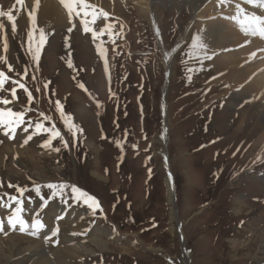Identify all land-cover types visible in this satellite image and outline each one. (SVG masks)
<instances>
[{"label":"rangeland","instance_id":"1","mask_svg":"<svg viewBox=\"0 0 264 264\" xmlns=\"http://www.w3.org/2000/svg\"><path fill=\"white\" fill-rule=\"evenodd\" d=\"M191 1L156 3L159 37L157 29L136 14L137 9L129 0H123L122 5L109 3L108 8L98 6L95 0H84L89 6L86 10L93 15L82 17L74 12L70 27L49 26L50 20L41 15L38 21L34 19L38 25L25 24L22 19L15 35L12 23L3 25L0 37H6L8 49L3 50L0 39V56L7 60V64L0 62V71L11 79L0 90V97L11 100V81L19 79L27 68V76L21 82L33 99L29 102L23 89H18V100L0 107H12L14 111L28 108L26 122L43 121L46 127L54 123L69 147L63 148L59 138L52 145L60 148L59 152L41 147L47 134L34 136L23 144L31 128L29 133H23L21 126L13 139L0 129V238L17 233L35 238L30 228L24 233L18 225L14 230L9 228L6 217L16 207L8 200V195H12L23 201L21 215L28 223L37 211L42 222L56 220L50 213L53 204L66 208L72 205L70 209L82 211L80 220L87 224L84 232L98 225L116 232V237L104 239L107 247L84 252L72 264H185L184 254L189 258L188 264H264V247L260 248L264 229V145L256 142L264 129L259 117L264 111V75L258 74L257 78L243 66L231 67L240 73V84L235 90L239 95L233 91L223 93L224 84L215 79L211 67L213 61L219 63L220 59L210 54L200 40L204 47L198 54L189 55L193 52L191 41L198 37L196 24L192 25ZM76 6L79 10L80 5ZM101 13H107V17ZM81 18L98 34L106 23L113 24L112 31L118 35L110 40L106 32L93 40L91 32H84ZM3 21L6 20H0V24ZM30 30L34 41H38L40 30L46 37L38 62L28 52ZM180 37L186 40L179 43ZM255 37L240 44L253 43L242 49L249 52L238 55V62L258 52L255 42L261 40ZM97 45L106 50L104 58ZM175 47L172 68H167L164 50ZM204 54L212 58L202 60ZM257 58L260 60L254 64L264 60L262 55ZM8 64L12 65V72L8 71ZM188 68L193 71L189 73ZM222 93L225 95L219 98ZM57 100L79 129L75 146L56 111ZM164 103L167 117L163 127ZM250 103L255 105L247 110L245 105ZM230 104L234 111L228 110ZM40 113L50 120L44 121ZM167 120L166 140L163 134L167 133ZM17 147L18 153L14 151ZM168 174L177 212L170 202V189L166 190ZM48 183L78 186L98 200L102 211L92 215L82 202L73 204L70 188L66 189L67 204L59 196L48 200L51 189L43 187ZM35 185H41V195L48 200L42 211L41 198L32 190ZM16 186L28 189L23 197L16 192ZM171 211L176 212L179 229L177 220L171 219ZM60 216L63 218L56 220L60 227L55 237L58 242L76 232L63 213ZM77 239L82 238L78 235ZM53 246L51 243L50 248Z\"/></svg>","mask_w":264,"mask_h":264},{"label":"bare ground","instance_id":"2","mask_svg":"<svg viewBox=\"0 0 264 264\" xmlns=\"http://www.w3.org/2000/svg\"><path fill=\"white\" fill-rule=\"evenodd\" d=\"M87 1H90L93 3V0L92 1L87 0ZM158 1L159 0H129V2L132 3L133 6L137 9L136 14L140 18L149 20L150 23L152 21L155 22L157 19L156 3ZM94 3L97 4L98 6L100 5L104 8H108L109 3L112 5L114 4V6L119 5V4L120 5L124 4L123 0H95ZM183 4H185V2ZM236 4H240V6L243 9H245L247 12H255L257 15H264V10H261L259 7H253L252 5L245 3L244 0H224L223 3H221L220 0H193V1L189 2V7L191 8L192 14L194 16L192 18L193 19L192 25L194 26V24H196L197 31H198L197 36L199 37V40L204 44V46L207 48V50L210 51V54H212L213 56L218 57L220 59L219 63L221 64L220 65L221 68L218 67V64H219V63H217L218 60H217V62L213 61L211 67L214 69V72L216 74L215 79L222 81L224 84L223 93H226V92L228 93L231 91H233V93H238V91L235 92V90H237V87L240 84V79H241L240 73L236 70H232L231 67L232 68H235V67L239 68V67L243 66L242 69H244L246 72L251 71L255 77H257L258 74L264 75V60H261L259 63L254 64V61L260 60V58H257V57H259L261 55L264 57V41H263L264 36H262L260 34L253 35L251 33L245 32L236 20L231 19V17H233L237 14L236 13ZM123 6H122V8H123ZM33 8H35V10H36L34 13V19L38 21L39 15L44 17V20L48 18L50 20V22H48L49 26L50 25L51 26L52 25H54V26L58 25V26H63V27H70L72 24L69 21L68 11L64 7V5L61 3V0H23L22 4H17L16 0H0V10H3V11H8L10 9L12 10V14L14 16V23H15V25H17L16 28L20 27L22 19L26 20V22H23L25 24H28V25L36 24V25H38L37 21L34 20V23H33V20H30V18H29V13L32 12ZM188 12H190V11H188ZM72 18H73V14H72ZM72 18H71V21H72ZM4 19L6 21L5 22L3 21L4 23H2V25H5L6 23L7 24L12 23V22H9L6 17H0V20H4ZM217 21H222L223 24L220 23V24H222V25H220L219 23H216ZM237 25L239 26V28L237 27ZM198 28H199V30H198ZM256 35L260 38L261 41L258 40L257 42H255V44L257 46H256V48L255 47L254 48L257 49V51L260 52L261 54H257L258 52H256L255 55L254 54L251 55L252 57L246 56L249 59L244 58V59H246L245 61L238 62V59H239L238 55H241V54L243 55V54L248 53L249 50L248 51H244V50L246 49L247 46H249L250 44H253V43H249V44L245 43V44H243V46H240V44L246 42L247 39L249 41H250V39H253V38L257 39L255 37ZM184 40H186V39H182L180 37L178 42L180 43V41L183 42ZM179 43H177V44H179ZM236 46H238V47L236 48ZM176 47L172 50H164V59H165V53L168 54V58L165 59V66L167 68H172L173 55L176 51ZM242 49H244V50H242ZM253 50H251V51H253ZM255 58H257V59H255ZM223 62H226V63L222 64ZM255 69H256V71H255ZM261 69H263V70H261ZM248 78H249V76H248ZM257 78H259V77H257ZM215 79H214V81H215ZM217 80H216V82H217ZM211 82H213V81H211ZM242 91L241 92L239 91V92L242 94ZM207 92L210 93V91H207ZM223 93L218 97L219 98L223 97L225 95ZM258 93L262 94L263 92H261L259 90ZM238 95H239V93H238ZM248 96H249V93H248ZM238 97H240V96H238ZM249 97H251V96H249ZM233 100L236 101V100H238V98L233 99ZM224 103H226V102H224ZM252 104L253 103L245 105V107L247 106V110L250 108V106ZM254 105L255 104H253L252 107H254ZM228 108H229L228 110H231V111L232 110L234 111V109H235L233 104H230V106H228ZM256 108L257 107H255L253 109H256ZM260 110H263V109L261 108ZM259 117L261 118V120L264 123V111H262V113L260 114ZM195 119H196V117H195ZM165 126L168 127V120H167V123ZM0 129H3V128L0 127ZM165 131L168 132V128L165 129ZM256 142L260 143L261 145H264V129L259 133V135H257ZM25 149H26V146H25ZM14 151L16 153L20 152L19 147L14 148ZM25 151L27 152V150H25ZM166 180H167V187H168V191H169L172 181L168 180V179H166ZM169 193H170V195H172V192L169 191ZM170 202L173 203V201H170ZM50 210H51L50 213L52 212L55 215V217H57V215L60 216V213H63L66 221L68 223H70L75 228L76 232H71L69 236L60 240L57 243L58 245L54 244L52 240H46L45 237L50 235L49 233L51 232V229L53 227H57L58 223L56 221L57 219L56 220L49 219L48 223L44 222L46 224L45 229H42L41 231H39L38 233L33 235V237H35L36 239L35 238H33V239L29 238L28 236L26 238L25 235H24L25 237L24 236L23 237L18 236V235H21L19 233H17V234L15 233L16 235H13L11 233H10L11 235H9V234L7 236L3 235L6 237L3 238V236H2V238H0V264H17V262H20V261L27 262L28 264H72V261L77 260V257L80 256L81 254H83L84 252H95V250L96 251L101 250L102 247L103 248L107 247V245L105 243L106 240H104V239H107V237H109V238L116 237V232L109 231L106 227L99 226V225L93 226L90 228L89 231L84 232L87 229V224L81 222V220H82V218H81L82 216L80 215V213L82 212L81 210H73L70 208L63 207L61 205H54V204ZM79 215H80V217H79ZM171 219H173V220L178 219L176 212L174 213L173 211H171ZM29 223H30V221H29ZM54 223H55V226H54ZM61 224H63V223L61 222ZM85 227H86V229H85ZM30 231H31V229H30ZM261 232H262L261 233L262 235H261V240H260V248L262 249L264 247V229H262ZM78 235L82 238L81 240L77 239ZM53 240H56V238H53ZM51 243L54 245L53 248H50ZM181 245H183V243H181ZM54 247H56V249H54ZM254 258H252V259H254ZM257 261L259 262V259H257Z\"/></svg>","mask_w":264,"mask_h":264},{"label":"snow or ice","instance_id":"3","mask_svg":"<svg viewBox=\"0 0 264 264\" xmlns=\"http://www.w3.org/2000/svg\"><path fill=\"white\" fill-rule=\"evenodd\" d=\"M23 0H16L17 4H22ZM221 3L224 2V0H220ZM245 3H248L252 5L253 7H259L261 10H264V0H244ZM61 3L64 5V7L67 9L69 14V21L71 22L72 14L75 12L77 16L82 17H88L89 15H93L92 13L88 12L86 10L88 5H85L84 0H61ZM80 5V9H76V5ZM35 8L32 9V12L29 13L30 20H33L34 23V13ZM236 15L231 17V19L236 20L242 29L247 32L251 33L253 35L260 34L264 36V15H257L255 12H247L245 9H243L240 4H236ZM101 15H104L107 17V13H101ZM0 17H6L9 22H12L13 25V34L15 35L16 26L14 23V16L12 14V10L3 11L0 10ZM95 17L93 16V20ZM81 24L83 26V30L85 33H92L93 40H96L98 38V35H104L106 32L108 34V37L110 40L113 39L115 35H118L117 33H114L113 24H105L104 28L100 29L99 34L89 26V22L81 18ZM0 29H3V25L0 24ZM123 30V25H121V31ZM69 32L72 31L71 28L68 29ZM157 37H159V30L156 31ZM0 39H3V50L7 52L8 49V43L6 37H0ZM46 41V37L44 35L43 30H40V35L38 41H34V35L33 31L30 30L28 32V52L32 57V60L35 62L39 61L40 57V50L44 46ZM67 42V41H66ZM204 46L199 43L198 37L194 36L191 41V49L193 52H190L189 55H192L194 53H199V50L202 49ZM97 51L101 58H104L106 56V50L97 45ZM115 51V49H113ZM174 51V50H173ZM168 58V54L165 53V59ZM211 56H208L207 54H204L201 59L202 60H208L211 59ZM0 62H3L7 64L6 57L0 56ZM105 71H108L107 68V61H105ZM68 66L71 68L72 64L69 62ZM8 71L12 72V65L8 64ZM187 71L191 73L193 69L188 68ZM19 75V74H17ZM27 76V68H25V72L23 75H20L19 79L12 80L13 87L10 89L11 93V100L7 98L0 97V105L8 106L13 101L18 100L17 97V91L18 89H23V91L27 94V99L29 102L32 101V93L29 91V89L26 87L25 83L21 82L25 79ZM11 79L4 71H0V90L5 89V84ZM35 79V77H33ZM188 79H191V76L188 77ZM48 85L45 84V88H47ZM99 107V105H98ZM56 111L60 114L61 120L65 125V128L68 132L71 133L73 138V146H75L76 139H77V132L79 129L75 124L72 123V117L71 115H65L63 111V105L59 100L56 101L55 104ZM29 111L28 108H24L22 111H14L12 107H0V127L3 128V134L8 136L9 139L15 138V135L17 133V129L21 128L23 126L22 131L23 133H29V129L31 128L32 131L29 133L26 138L23 141V144H27L29 141L33 139L34 136L47 134V139H45L42 144L40 145L43 148H51L53 151L59 152L60 148H53V141H55L57 138H59L61 145L63 148L67 149L69 147L68 142L65 140L64 136L61 134V131L56 127V125L53 123L51 127H46L43 121H36L33 123L31 119L25 121V113ZM41 116H43L44 121L50 120V117L44 116L43 113H40ZM119 144V142H117ZM135 148V145H133ZM259 159V157L257 158ZM9 187H13V185L9 184ZM43 187H46L48 189H51V196L48 197V200H51L54 197H61L62 202L67 204L66 197V189L70 188L71 191V200L73 204L77 202H82L84 205L87 206L88 209L91 210V214L95 215L98 210H101V205L99 204L98 200L90 195L88 192L80 189L76 185H69L66 183H48L46 185H43ZM41 185H35L32 189L37 196L41 198L42 204L40 211H42L48 203V200H45L43 196L41 195ZM27 188H21L19 186H16V192L19 193L20 197H23L25 191H27ZM7 195V194H4ZM29 202H31V197L28 198ZM9 202H14L16 207L11 210L10 215L6 217L7 224L10 229H15L16 226H19V231L21 233H24L29 228L32 230V235H35L42 229H45L46 225L44 222H42V219L40 218V212L37 211L32 219L31 223L29 224L21 215V213L24 211L22 207L23 201L19 199L17 196L8 195ZM0 206H3L2 201H0ZM10 206V205H9ZM68 207H72V205H68ZM63 216H57L56 219L59 221L62 219ZM83 219V217H81ZM0 231H3V221L0 220ZM59 232V227H53L51 229L50 235L45 237L46 240H52L53 243H57L58 241L53 240V238L57 237ZM75 235V234H74Z\"/></svg>","mask_w":264,"mask_h":264},{"label":"water","instance_id":"4","mask_svg":"<svg viewBox=\"0 0 264 264\" xmlns=\"http://www.w3.org/2000/svg\"><path fill=\"white\" fill-rule=\"evenodd\" d=\"M165 115H166V113H165ZM170 180H171V178H169ZM166 190L168 191V187L166 186ZM170 192H172L173 194H172V197H171V199H172V201H173V204H172V206H173V209H175L176 210V212H177V209H176V206L174 205L175 204V195H174V188H173V184H172V182H171V185H170ZM177 225H178V227H179V225H180V221L177 219ZM179 229V228H178ZM179 242H180V244L182 243L181 242V239H180V237H179ZM182 247V246H181ZM181 250H183V247L181 248ZM184 251V250H183ZM184 253H185V251H184ZM185 255L186 254H184V263L185 264H188V262H189V258L187 259V258H185Z\"/></svg>","mask_w":264,"mask_h":264},{"label":"trees","instance_id":"5","mask_svg":"<svg viewBox=\"0 0 264 264\" xmlns=\"http://www.w3.org/2000/svg\"><path fill=\"white\" fill-rule=\"evenodd\" d=\"M238 225V224H237ZM186 236V235H185ZM218 239H222V237L217 233ZM222 254V253H221ZM223 255V254H222ZM226 261L225 257L223 258V263Z\"/></svg>","mask_w":264,"mask_h":264}]
</instances>
